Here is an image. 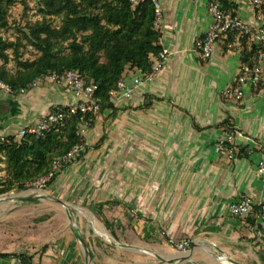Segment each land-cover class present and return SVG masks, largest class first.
Listing matches in <instances>:
<instances>
[{
    "label": "crops",
    "instance_id": "0c3cea01",
    "mask_svg": "<svg viewBox=\"0 0 264 264\" xmlns=\"http://www.w3.org/2000/svg\"><path fill=\"white\" fill-rule=\"evenodd\" d=\"M160 2L166 11L162 44L173 57L153 83L138 88L131 100L115 104L142 112L137 113L141 129L131 127L129 131L131 138L139 135L143 169L139 175L130 171L122 180L108 171L102 183L110 181V191L94 201L96 206L111 201L103 213L96 207L97 214H109L115 229L125 232V243L114 230L110 232L116 244L110 243V237H104L106 243H97L91 225L82 216L81 230L91 250L88 257L70 230L73 209L46 206L47 191L24 190L7 200L26 205L0 206V223L13 222L3 224L12 230H0V254L9 255L0 256V264H260L264 258V221L252 225V219L233 218L229 211L243 196L264 202V181L258 171L264 149L257 146V141L264 145V74L262 88H247L242 101H227L220 95L239 74L245 49L250 50L255 43L244 37L235 47L229 42L227 50L221 40L213 57L201 64L194 42L213 21L208 0ZM234 3L236 12L257 31L261 24L252 0ZM136 75L137 70L125 78L130 81ZM145 95L153 98L150 109L139 110L150 103L145 102ZM2 101L9 103L12 111L7 115L0 111V133L12 135L39 121L53 107L73 105L77 98L65 87L44 84L24 95L0 93ZM229 117L242 135L239 143L243 153L233 161L214 151L224 131L216 126ZM94 152L98 154L100 149L69 165L49 195L63 203L71 183L76 182L70 174L84 169ZM89 173L84 170L80 178L85 197L91 194L85 183L95 179ZM63 187L68 190L64 192ZM169 239L191 240L192 245L187 252H179Z\"/></svg>",
    "mask_w": 264,
    "mask_h": 264
},
{
    "label": "trees",
    "instance_id": "16d2710c",
    "mask_svg": "<svg viewBox=\"0 0 264 264\" xmlns=\"http://www.w3.org/2000/svg\"><path fill=\"white\" fill-rule=\"evenodd\" d=\"M217 1L227 9H237L234 0ZM19 3L23 4L26 20L23 23L22 16L15 20L17 36L14 40L0 36V79L9 84L18 96L22 89L31 91L30 85L38 77L77 71L88 83L98 86L96 96L100 99L101 108L98 115L85 118L90 121L89 129H95L97 118L104 116L107 111L110 114L106 116V121L119 114L122 109L112 101L111 92L127 74L135 70L151 72L153 59L164 48L163 32L156 26L155 5L149 0L136 6L130 0H39L35 12L26 0H0V29L10 28L12 9ZM231 39L225 41L227 50ZM27 49L35 52L33 59L24 58ZM262 52L264 48L256 44L250 50L246 48L241 66L245 63L255 65ZM198 57L203 60L201 64L210 60ZM12 61L15 70L9 68ZM261 88L262 84L258 89ZM144 99L150 103H144L138 107L139 110L150 109L153 98L145 95ZM61 107L66 111L69 108ZM0 111L7 115L12 111L11 105L5 101L0 102ZM81 122L79 117L68 116L44 139L28 136L10 146H0L4 173L0 177V196L20 192L34 185L52 172L59 158L67 157L77 147L84 149V155L99 150L96 146L86 147L85 137L78 134ZM216 127L224 130L231 128L234 133H241L236 130L230 117ZM105 140L103 134L102 143ZM257 146H260V150L264 149L259 141ZM240 148L237 157L243 153L241 145ZM77 160L71 163L77 164L81 157ZM69 164H61L46 191ZM110 203H100L96 207L103 213L104 207ZM249 219H252V225L257 220L264 221L258 216ZM104 223L113 232L110 220L105 218ZM261 263L264 264V258Z\"/></svg>",
    "mask_w": 264,
    "mask_h": 264
},
{
    "label": "built area",
    "instance_id": "2783aa9c",
    "mask_svg": "<svg viewBox=\"0 0 264 264\" xmlns=\"http://www.w3.org/2000/svg\"><path fill=\"white\" fill-rule=\"evenodd\" d=\"M144 1L147 0H130L135 6ZM149 1L155 5L156 26L161 28L165 17L164 7L160 0ZM252 5L256 10V20L261 24V27L257 31L235 9H227L224 4L217 0H210L209 12L213 17V21L197 41L194 51L204 59H211L214 55L216 44L221 40H228L231 34L236 36L235 41L231 43L232 47L237 46L242 38L250 37L256 46L264 48V0H252ZM172 57L173 53L170 49L164 47L160 54L153 59L151 72L144 73L137 70L138 75L132 78V80L128 81L125 78L118 83L117 88L111 92L112 101L116 104L118 101L131 100L138 88L153 83L162 74ZM263 74L264 52L259 55L255 65L251 66L245 63L241 66L239 74L233 83L221 91V97L233 102L244 100L247 88L258 89L260 87L263 82ZM44 84H53L69 89L76 96L77 102L69 106L67 111L61 106L53 107L39 121L21 128L12 135L0 133V146H10L28 136L44 139L56 126L63 123L68 116L82 119V122L78 126V134L82 137L86 136L90 127V121L85 118L87 116L98 115L101 108L100 99L96 96L98 86L88 83L77 71H67L61 74L53 73L38 77L30 85V89H37ZM27 92L28 90L25 89L20 91L21 94H26ZM0 93L5 96L15 95L13 88L1 79ZM240 135V133H234L231 128L225 129L221 138L215 143V153L229 161H233L241 152L239 140L242 135ZM81 151L83 149L77 147L67 157L59 158L52 172L34 184L36 188L46 192L50 180L59 172L61 164L64 162L69 164L78 159L82 153ZM258 171L264 181V161L260 162ZM229 211L231 216L236 219L247 220L250 217L258 216L264 220V203L251 196L234 201L230 205ZM169 243L179 252H186L192 245V241L187 239L178 242L174 239H169Z\"/></svg>",
    "mask_w": 264,
    "mask_h": 264
},
{
    "label": "rangeland",
    "instance_id": "374dc122",
    "mask_svg": "<svg viewBox=\"0 0 264 264\" xmlns=\"http://www.w3.org/2000/svg\"><path fill=\"white\" fill-rule=\"evenodd\" d=\"M26 1L30 3V4L27 3L28 6L33 8V11L35 12V10L37 9L39 0H26ZM208 6H209V0H208ZM25 14L26 12H24L23 14V4L19 3L17 6H15L12 9V14L10 18L11 26L8 30L0 29V36H3L4 38H8L10 40H14L15 37L17 36V30L15 28V20L22 16V20L24 23V21L26 20ZM200 37L194 42V48L196 46L197 41L200 39ZM230 37H232L230 42L235 41L236 39L235 35L231 34L229 38ZM34 57H35V52L32 51L31 49H27L24 51L25 59H28V58L33 59ZM9 68L11 70L16 69L14 61H12V63L9 65ZM20 95H24V94L20 93ZM127 107L125 106L124 109L122 108L123 111H120L119 114L115 118L106 121V116L110 114V111H107L104 116H100L97 118L96 127L98 126V128L89 129L87 131L86 136H85V139L87 142L86 146L99 147L100 152L98 154L97 152L92 153L90 159H88L87 161L88 164L86 163V166L84 169L77 170L74 173L70 174L73 181H76V182L71 183L70 185L71 187L69 189L70 194L68 195L67 198L64 195V200L62 199L63 203H61V201L54 202L50 200H45L47 203L46 206H53L58 209H61V208H67V209L72 208L73 209V213L70 214L69 216L70 226L77 225L80 227V229H82V226H83L82 216H85L86 223L89 222V224L92 227V234H94L96 236V239L98 240L97 243H99L100 241L103 243H106L104 239L105 236L100 232V231H103L106 235L110 237V239L112 238V242L110 241L108 242L112 244H116V240L112 237L113 235L111 234L110 230H108L104 224L105 218L110 220V218H108L109 214L106 213L108 217L106 215L99 216L97 214L96 205L94 204L96 197H99L102 194H108L110 191V185H109L110 181L102 183V181L105 178V175L107 176L108 171H111L112 175H115L118 180H122L123 176L129 174L130 171L131 173L135 175H139L141 170L143 169L140 166L141 164L140 158H141L142 152H141L140 143H139V135L131 138L130 131H129L131 127L141 129V119L139 120L140 116L138 114L142 112L135 111L136 109L132 107H128V108ZM103 134H105L106 140L102 143L101 138ZM131 139H133V141H131ZM101 147L102 149L104 147L106 148L105 150H101ZM81 152L82 153L80 157L83 158L85 156L84 149ZM98 163H101L103 165L99 166ZM74 164L75 163L73 164L71 163L69 165L71 166ZM84 170L90 171V173L88 174L89 177H95V179L92 178L93 181L91 180L89 183L88 182L85 183V186H88L87 189H89V193H91L90 195L88 194V196H86L87 198L83 196V193H82L83 187L80 185V180H81L80 178H81V175H83ZM89 177L87 179H90ZM111 181H113L112 183H114L113 178L111 179ZM98 182H101L99 188H97L99 184ZM52 187L48 189V191L46 192L47 194L50 193ZM63 188H64V192L68 190V188L67 189H65V187ZM35 189L37 190L35 185H30L25 190H35ZM23 191L24 190L20 192L22 193ZM17 192L18 191L10 193V195L12 196L15 194L14 196L17 197ZM20 194H18V196H20ZM8 201L9 200L7 201L0 200V206L19 207V206L26 205L25 202L23 201H15L11 203H8ZM110 221L112 222V220ZM5 222H7L6 224L13 223L12 221H8V220ZM5 222L0 223V230L2 229L12 230L13 229L12 226H9L7 228L6 225H3L5 224ZM112 224L115 225L114 222ZM113 230L114 232L116 231L115 232L116 236L119 237L125 243V240H126L125 232L122 233L120 229L116 230L114 226H113ZM113 248L117 249V251L124 250V248H119V247H113ZM190 248L188 250H190ZM239 264H242V263H239ZM251 264H256V263H251ZM260 264L262 263L260 262Z\"/></svg>",
    "mask_w": 264,
    "mask_h": 264
},
{
    "label": "water",
    "instance_id": "95a60500",
    "mask_svg": "<svg viewBox=\"0 0 264 264\" xmlns=\"http://www.w3.org/2000/svg\"><path fill=\"white\" fill-rule=\"evenodd\" d=\"M44 199L46 200H50V201H54V202H58V200L54 197H52L49 194H44ZM10 197V194H6V195H2L0 196V200H7ZM17 198V197H15ZM70 230L72 231V233L74 234V236L76 237V239L80 242V244L82 245L86 255L89 257L91 252H90V248L88 247L86 240L84 238V234L82 232V230L80 229L79 226L77 225H71L70 226ZM231 264H238L236 262H231Z\"/></svg>",
    "mask_w": 264,
    "mask_h": 264
},
{
    "label": "bare ground",
    "instance_id": "6f19581e",
    "mask_svg": "<svg viewBox=\"0 0 264 264\" xmlns=\"http://www.w3.org/2000/svg\"><path fill=\"white\" fill-rule=\"evenodd\" d=\"M102 232V234L105 236V237H109V236H107L103 231H101Z\"/></svg>",
    "mask_w": 264,
    "mask_h": 264
}]
</instances>
